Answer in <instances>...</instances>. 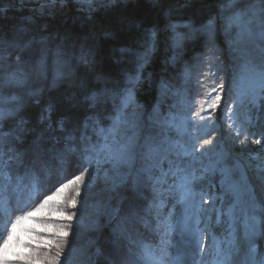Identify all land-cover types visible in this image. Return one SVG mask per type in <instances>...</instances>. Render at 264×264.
Listing matches in <instances>:
<instances>
[{
  "label": "snow or ice",
  "instance_id": "snow-or-ice-1",
  "mask_svg": "<svg viewBox=\"0 0 264 264\" xmlns=\"http://www.w3.org/2000/svg\"><path fill=\"white\" fill-rule=\"evenodd\" d=\"M69 2L72 0H43L45 10L63 7ZM75 2L80 5V10L91 18L99 8L116 0ZM161 2L162 0H152L153 4ZM188 3L189 0H185V5ZM241 4L244 7L228 17L226 30L229 33L235 30L240 40L247 36L264 43V0H221L220 9L223 13L236 9ZM256 5H259L258 9H255ZM256 26L259 28L258 32H254ZM170 27L175 32L180 25L171 24ZM202 28L212 38L215 21L209 19ZM154 35L153 33L150 40H154ZM175 39L177 42L181 39L179 33ZM31 43L29 41L23 45L18 44L20 52L15 55L14 60L6 63L3 55L4 41L0 36V213L11 216L9 201L22 189L29 190V198L32 200L42 193L43 197L41 202L21 209V214L15 215L14 219L5 221L0 216V222H3V230L0 231V264H60L70 225L37 223L35 218L50 215L59 220L72 221L77 215L76 212L65 211V208L77 207V197L81 195L89 169L95 172L102 164L109 166L108 172L111 175L106 174L105 179L113 191L121 186L130 187L140 196L141 186L146 184L152 195L143 210H123L113 204L101 205L97 209L98 217H107L109 226L112 227V235L107 246L89 242V248L85 252L86 264H180L179 258L174 259L168 251L171 243L169 238L177 229L173 215L175 209L170 208V202L173 200L183 205L181 230L189 232L195 240L202 264H264V251L258 257L256 248L258 239L264 242V197L257 196L256 188L244 168L237 164L234 169L226 170L232 177L224 189V194L228 197L226 211L224 207H215L220 197L195 191V181L202 179L203 173L197 176L193 164L207 154L208 146L212 145L215 137L205 138L203 144L198 140L190 144L183 139H173L165 133L160 140L148 137L141 143L136 135L134 130L138 126L139 106L135 101V92L141 83L144 64L151 54V44L137 57L136 66L128 73L126 84L120 91L102 88L87 97L92 107L107 106L109 103L112 106L107 125H102L98 119L93 121L91 129L95 139L89 136L87 124L82 132H67L62 121H53V109L49 106L41 117V123L45 125L44 130L36 133L33 142L25 147L23 141L30 130L25 127L23 110L26 104L33 101L38 103V90L29 92L27 101L19 91L14 93L13 90L21 89L28 76L25 66L29 60L23 53L31 47ZM56 56L59 59L61 53L57 51ZM243 58L241 51L238 59ZM81 61L89 62L88 53L81 54ZM44 64L45 57L41 56L35 70L42 71ZM250 65L251 62L247 60L242 65L245 70L254 72L258 78L251 85L250 93L237 91V99L226 104L223 109L225 123L238 138L240 146L245 149H250L252 144L262 145L261 137L249 139L246 133L242 134L238 128H233L238 116L234 109L244 104L241 97L247 98L250 95L248 103L253 108L258 106V100L260 104H264V62L260 65ZM211 75L213 87L206 90V95L216 93L210 104V108L215 110L216 102L221 99L220 93L224 91L225 81L215 72ZM160 87L162 94H167L169 86L162 82ZM202 87L207 88L205 85ZM201 108L203 109V103ZM196 115L204 119L199 111ZM151 119L159 122L158 117ZM208 119H211V116ZM164 123L168 130L175 129L178 135H182L181 130L171 120ZM56 132L61 133V136L57 137ZM45 137L55 139L56 144L52 145L50 140L45 143ZM261 151H264V146ZM75 153H79L82 161L79 174L65 178L63 170H60L54 190L50 191V194L45 193L44 178L50 171L49 159L62 160L66 155ZM129 169L136 173L134 179L124 178L125 170ZM208 170L205 168L203 172ZM253 179L258 180V187L264 193V164L258 166V174ZM91 183L92 180H89V185L85 187L86 195ZM198 194L199 205L195 202ZM16 198L19 199L18 196ZM204 204H210L212 207L204 208ZM241 222L242 235L239 228ZM201 223H204L203 228ZM140 225L158 231L162 237L161 245L153 247L151 244L135 240L134 235ZM213 225L223 226L227 235L220 239L213 235L209 241L208 234ZM79 227L78 220L77 229ZM94 228L98 230L95 225ZM38 231H48L52 238L38 236ZM122 240L129 241L130 246L126 251L121 246ZM53 247L56 251L50 254ZM41 248L47 251L42 253ZM208 255L214 256L211 262L205 259Z\"/></svg>",
  "mask_w": 264,
  "mask_h": 264
},
{
  "label": "rangeland",
  "instance_id": "rangeland-1",
  "mask_svg": "<svg viewBox=\"0 0 264 264\" xmlns=\"http://www.w3.org/2000/svg\"><path fill=\"white\" fill-rule=\"evenodd\" d=\"M72 2L75 3V17L89 18L86 12L80 10V5L75 0H72ZM66 5L45 10L43 0H0V10H3L0 12V36H2L4 41L3 55L6 58V63L9 60H14L15 55L20 52V48L17 47L18 44L23 45L29 41L32 42L31 47L23 53L29 60V63L25 66L28 76L21 89L13 90L14 93L19 91L26 101L28 100L27 94L29 92L38 90L36 97L38 103L33 101L30 104H26L23 110V117L26 121L25 127L30 130L23 141L25 147L33 142L36 133L44 130L45 125L41 123V117L49 106L53 109V116L54 108L61 101H64L66 97L72 94L78 96L80 93H87L85 96L89 97L97 89H102L90 90L83 83L78 72L80 67H84L88 63L81 61V54L88 53V57H90L92 48L90 38L81 34L77 37H68L65 30L52 26V24H55L53 23L55 19L62 23L67 21L66 16H68L69 12L65 13ZM107 5L110 6L112 3ZM220 5L221 0L216 2L215 12L209 18L215 21V32L212 38L202 28L209 19L204 22H198L199 24H197L196 19H172L166 26L167 30H169L170 46L164 52L158 46L157 31H150L146 45L136 53L137 57H139L145 52L149 44L152 45L151 54L141 72V83L135 92V101L139 106L137 109L139 118L137 120L138 126L134 131L141 143L148 137L160 140L165 133L173 139H183L190 144L195 143L197 140L200 144H203L205 138L215 137L212 145L208 146L209 151L207 154L200 161L193 164V169L196 171L197 176H201L203 173V178L195 181V191L213 197H220L215 207H224L226 211L228 197L225 196L222 185L225 174H221L227 173V169H234L237 164L241 165L247 172L249 179L253 182V187L256 188L257 196L264 197V193L258 187V180L253 179L258 174V166L264 164V151H261V147L264 146V104H260L258 100V106L253 108L248 103L249 95L247 98L241 97L244 100V104L238 109H234L238 116L233 128H238L242 134L246 133L249 139L262 138V145L252 144L250 149L240 146L238 138L228 128L223 116L225 105L237 99L236 92L250 93L251 85L258 79L254 72L245 70L242 65L245 60L250 61L251 65H260L264 62V43L259 39L247 36L240 40L235 30L231 33L226 30L228 17L234 11L244 7L243 4L238 5L236 9H230L223 13ZM168 7L172 8V6ZM258 8L259 5H256L255 9ZM10 9L15 12L20 11L21 14L13 15L7 13L6 15L5 12L11 11ZM167 13H170V10ZM171 24H177L180 27L174 32L170 27ZM185 25H188V27H185ZM258 31L259 28L256 26L254 32ZM153 33L155 34L154 40H150ZM177 33L181 36L178 42L175 39ZM197 43H199V48L195 47ZM234 49H239L240 51H234ZM57 51L61 53L59 59L56 56ZM241 51L244 54V58L238 59ZM159 53H163V60L169 63L174 70L168 69L169 73L160 78L157 85L159 89L157 101L153 106H147V104L141 103L138 99L137 90L148 79L150 80V66L158 58ZM41 56L45 57V64L42 71H38L35 69L40 62ZM213 72L222 76L225 81L224 91L220 93L221 99L216 102L217 107L215 110L210 108V104L212 97L216 93L212 92L210 96L206 95V90L213 87V77L211 75ZM127 75L123 87L126 84ZM162 82L169 86L167 94H162L161 92L160 85ZM65 84L66 86L69 85L66 89ZM202 85L207 86V88L202 87ZM111 90L117 91L116 89ZM202 103L203 109L201 108ZM88 109L92 112L85 116L79 128L72 123L67 126L63 123L67 132H82L84 125L87 124L89 125V136L95 139L91 129L93 121L98 119L102 125H107L109 123L108 117L112 114V106L110 103L102 107H92L90 105ZM197 111L200 112V116L204 117V119H200L196 115ZM209 116H211V119H208ZM152 117H158L159 122H154L151 119ZM168 120H171L181 130L182 135H178L175 129L168 130L166 128L164 122ZM53 121L59 122L54 120V117ZM55 135L59 137L61 133L56 132ZM49 140L52 145L56 144L55 139L45 137V143H48ZM219 160L221 165L215 172L217 168L215 164ZM49 168L50 171L44 178V192L48 194L54 190V186H56L59 179L57 173L60 170H63L65 178L73 177L81 171L82 161L79 153L68 154L62 160L58 158L49 159ZM108 168V165L102 164L95 172L93 169H89L88 175L85 177L84 186L81 188V195L77 197V207L75 209L65 208V211L76 212L77 215L72 221L59 220L50 215H42L35 218L37 223L47 222V224L53 225H70L69 235L66 238L67 244L60 257V264H65V262L67 264H86L85 252L89 248L90 241L103 246L109 244L112 227L109 226L106 216H97V209L101 205L113 204L123 210L129 208L143 210L147 203L150 202L152 193L146 184L141 186L140 196L130 187L121 186L113 191L111 185L105 179L106 174L111 175L108 172ZM137 168H139V164H137ZM205 168L209 170L203 172ZM213 173L219 175L218 179H213ZM135 176L136 173L131 169L124 172L125 179H134ZM89 180H92V183L86 195L85 187L89 185ZM209 190H211L210 193L208 192ZM17 196L19 199L16 198ZM42 197L43 193L32 200L29 198V190L22 189L9 201L11 216L3 213V218L5 220L14 219L15 215L21 214V209H27L35 203L41 202ZM195 202L197 205L200 204L199 194L196 195ZM203 207L210 208L212 205L208 204L207 206V204H204ZM170 208L175 209L173 215L177 229L172 232L169 238L171 243L168 246V251L171 256L174 255V259L179 258L180 264H202L196 245L190 242V238L193 240L192 236L187 231L181 230L183 227V205L177 204L173 200L170 202ZM81 213H83L82 216ZM78 220L80 221L79 229H77ZM94 225L98 227V230L94 228ZM214 227L212 236L215 235L217 239H220L227 235L223 226L215 225ZM239 228L242 235V222ZM36 234L45 237L40 232ZM134 239L157 247L161 245L162 237L153 228H145L140 225L138 232L134 235ZM258 241L260 240L258 239ZM120 243L125 251L130 246L128 240H122ZM262 244L264 245V242ZM40 251L43 253L47 249L41 248ZM55 251L56 249L53 247L50 254H54ZM262 251H264V246H262ZM205 259L208 260L209 257L206 256Z\"/></svg>",
  "mask_w": 264,
  "mask_h": 264
},
{
  "label": "trees",
  "instance_id": "trees-1",
  "mask_svg": "<svg viewBox=\"0 0 264 264\" xmlns=\"http://www.w3.org/2000/svg\"><path fill=\"white\" fill-rule=\"evenodd\" d=\"M219 0H162L160 4H153L152 0H118L112 5H106L91 17L83 19L75 17V3L69 2L65 6L68 13L65 23L53 21V27L65 30L68 37H77L79 34L89 37L92 42L89 62L80 67L78 72L83 83L90 90L97 88L116 89L123 87L126 75L136 66L137 51L146 45L151 30L158 33V46L165 52L169 45V30L167 23L172 19H196L204 22L215 12V4ZM172 6V8L168 7ZM177 7V8H175ZM5 12L13 15L21 12ZM170 10V13L167 11ZM65 25V26H64ZM52 27V30H53ZM48 30H50L48 28ZM199 48V43L195 46ZM163 53H159L150 66V80L138 88L137 97L143 104L153 106L159 96L158 82L162 76L174 70L169 63L163 60ZM66 86V84H65ZM68 86L65 87L68 88ZM84 92V91H81ZM87 93L78 96L70 95L54 108V120L62 121L67 126L75 124L77 128L89 110L90 103Z\"/></svg>",
  "mask_w": 264,
  "mask_h": 264
},
{
  "label": "bare ground",
  "instance_id": "bare-ground-1",
  "mask_svg": "<svg viewBox=\"0 0 264 264\" xmlns=\"http://www.w3.org/2000/svg\"><path fill=\"white\" fill-rule=\"evenodd\" d=\"M221 165V163H220V160L219 161H217V163L215 164V167H217L216 168V170H215V172L219 169L218 167ZM225 174V177L223 178V180H222V185H223V187H224V189H225V187L227 186V183H228V181L232 178L229 174H228V172L227 173H222L221 175H224ZM218 177H219V175H217L216 173H213V179L214 180H216V179H218ZM220 179V178H219ZM210 191L211 190H209L208 192L210 193ZM215 195V194H214ZM219 202V201H218ZM207 206H208V204H207ZM0 216H4L3 215V213H0ZM3 220H5V218H3ZM6 221V220H5ZM47 223V222H46ZM215 225H213L212 227H211V231H210V233L208 234V240L209 241H211V237H212V232H213V230H214V227ZM201 227L203 228V223H201ZM3 230V222H0V230ZM38 232H40L42 235H44L45 237H47V238H50V237H52L51 236V233H49L48 231H38ZM188 234H189V232H188ZM189 242V241H188ZM190 242H191V244H193V245H196V243H195V240L193 239H191L190 238ZM257 246H256V248H257V256L259 257V255L261 254V252H262V241H257ZM34 246V245H33ZM189 247V246H188ZM172 257L174 258V255H172ZM208 257H209V259L207 260L208 262H211L213 259H214V256H212V255H208Z\"/></svg>",
  "mask_w": 264,
  "mask_h": 264
}]
</instances>
